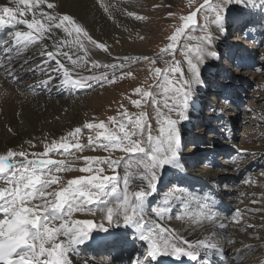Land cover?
<instances>
[{
	"label": "rangeland",
	"instance_id": "374dc122",
	"mask_svg": "<svg viewBox=\"0 0 264 264\" xmlns=\"http://www.w3.org/2000/svg\"><path fill=\"white\" fill-rule=\"evenodd\" d=\"M102 1L108 2L113 0ZM127 1H135L136 7L143 11L144 14L139 15L144 17L147 22V29L150 30L149 32H144L143 34L141 32L134 40L135 43L140 46L143 53L142 59L139 61V65L137 64L132 67L119 69L115 72L114 82L112 83H109L107 80L100 77V79L89 80L87 82V87L75 88V91H81L77 94V96L73 97L74 100L71 102V105L75 102L78 104L76 108L79 110V114L76 113L78 115H75L80 117L77 120L78 122L74 120L76 117L74 118V114L71 113V111H62L63 113L58 116L50 114L55 122L53 125H56L57 127L59 126L60 128L58 133L49 134L48 132L47 134L46 132L44 134L46 136L38 135L35 137H26L25 142L23 141L18 146H7L5 142L2 146H5L6 148L0 150V155H5L9 150L14 152L24 151L29 153L28 158L32 159L33 157L30 155L31 153L43 152L46 144L51 145L54 140L60 141L61 137L67 136L69 132L79 127L82 131L78 140L79 143L84 146L82 151L72 148L70 153H65L63 155L56 152L50 153V158L65 160L64 166L73 170L56 173L57 176L61 177L60 183L52 185L49 191H58L62 186H66L68 180L89 175L88 173L79 171V169L87 166H91L94 169H103V172L101 173L102 175L114 174L108 167V164L91 160L86 162L83 159L84 157H98L100 160H104L105 158H110V160H120V166L117 168V173L120 176L122 173L129 170L133 172H142L143 169L135 167V160L131 161L134 166L131 169L127 168L126 161L129 160L128 154L118 150L109 152L100 147L99 145L104 143L102 138L94 144L89 145V136L93 137L95 140L96 134L98 132H103L104 130L96 128L89 130L84 126L86 123L98 124L103 121L108 131L115 132L117 135H122L119 132L118 123L123 121L126 125H128V121L121 115V113L126 110L127 113L135 119L137 114L143 111L147 113V122L152 126L153 137H156L159 134L156 111L157 107L160 108L162 113H168L171 118L177 119L175 111L169 112L168 109L163 107V89L162 87H157V85H161L163 83V77L165 74L171 76V72L168 70L173 62L179 64L184 72L185 79L190 78L185 53L188 52L189 48L194 49L200 44V41L196 38L203 35V27L207 24L213 35V39L211 44L206 45V47L209 51H214L216 53L215 57L217 60L215 64L206 65L207 61L205 60L211 56L204 57L203 62L198 65L201 73V83L193 86L192 94L189 97V105H198V109L200 110L199 106L201 104V108L203 110L201 109L202 113L200 117L197 118V121L194 118L197 107H193V114L191 116L186 110L185 115L187 119L178 122L177 127L181 136V146L179 152V155L182 158L181 166L178 168V171L173 172L166 180H162V178L159 177L160 171L157 173L158 179L155 183V191H153L149 196L146 202L145 211L148 215L154 216L155 213L151 211L152 209H164V212L167 213V217L160 218V221H162L163 225L170 228V223L172 224L175 220H177V218H179L178 216L181 214L180 210L183 208L181 206L183 203L186 204L185 209L189 207L188 210L190 212H195L196 209L194 207H201V202H203L205 196L204 194H201L202 196H200L199 192L205 193V189L202 188L197 191V184H192L191 186H185V184H182L181 177L185 174L181 171L187 170V173L189 172L193 175V177L199 176L200 179H202L204 175H221L223 176L222 178H220L217 182L211 181L210 184L214 187V189L223 192L225 195L227 191L229 192V195L232 194L234 196V200H237L236 207L240 208L238 215L235 214V217L232 215L233 219L231 220L233 221L230 222L229 219L227 225L228 230L233 229L235 231L234 234L231 233L230 235H227L234 244L231 246V249H235L236 246L247 247L249 244L248 242L256 245L254 251H251L250 249L243 252L241 255L236 252L238 257L236 254L235 257L238 259H232V263L229 264H253L254 262L250 260L253 252H258L260 257H258V260L261 262L262 258H264V233L263 238L261 239H255V237L257 233H260L261 231L264 232V220L261 219L264 218V0H247V2L246 0H232L231 3H228L227 0H212L213 4H218L225 9V11L221 13L223 17L221 21L222 26H217L212 23L214 15L210 12L206 13L205 10L201 8L195 17V24L186 29L178 38V42L172 54H164L163 59L168 63L158 60L156 64H152L150 59L144 60L143 57H158L161 54V50L166 48L167 45L171 43L169 37L175 33L178 27L183 25L184 21L181 18L187 17L192 12H196V10L204 4V0H175L173 5L164 0ZM238 1L246 2V4H248L246 21V15L240 14V9L236 6L238 5ZM48 2L55 3L57 6V2ZM53 9L57 10L56 7ZM61 13L68 14L73 17L74 20L85 31H87L88 36L91 37L92 40H95L98 43H103L107 46V51H101L100 48L96 47V45L91 43L81 34V40L98 52L100 57H105L107 54L106 52L112 55L113 51L121 48L120 42L115 39L114 36H111V38L106 41L99 40L92 31V23L86 22L75 14L67 12ZM170 13L171 15H169ZM238 14H240L239 17L244 20L240 28L234 31L229 28L226 30L225 23L230 21V19L237 17ZM206 15L209 17L207 20L205 19ZM24 18L31 19V16L29 15ZM253 25L255 26L254 28L251 27ZM16 29L17 28L15 27V30ZM222 39L223 43L233 42V45L236 47V49L233 50V58H231L232 53L229 55L227 49H225V51H223V49L220 51L217 50L218 45L222 43ZM5 41L10 42L9 39H5ZM41 42L46 44L45 40H40L36 43L24 46L23 43L17 44L15 41V44L12 45V52H9L8 48H1L0 67L3 64H7V66L10 67L8 70L11 77H6L7 75L3 74V78H5V80L12 81L11 85H17V81H19L20 84L32 81V75L33 73H36L34 69L42 68V62H45V58L40 52ZM8 45L9 44L6 43L4 47H8ZM20 45L24 46V48ZM190 55L194 56V53H190ZM127 56L129 57L131 55L129 54ZM107 58L110 59V57ZM10 59H12V64L8 65V63H10ZM18 60L24 62L16 66ZM245 60L247 63L243 65L242 68L237 67L239 61L243 62ZM21 66H24V69L21 68V70L19 68ZM210 66L214 68L213 71L217 72L215 77H211V75L208 76V74L211 73L208 71ZM92 68L98 67H91V69ZM99 68L102 67L100 66ZM156 68L161 69L160 77H156L154 74ZM223 69H226L227 72H231L229 81L225 80L222 76L221 72ZM81 78L84 77L82 76ZM172 78L174 80L180 79V73H176V75ZM109 79H113L112 73H110ZM240 85L242 86V89L246 87V89H244L245 91L243 90V93L240 92ZM137 88L152 91L155 94V99L159 100L160 104L153 106L152 97H149L146 101L142 100L141 107H136L132 101L142 99L141 96L135 92V89ZM228 88L232 91V93L225 96V94H222V91L223 89L226 90ZM68 91L72 92L73 90L71 88ZM215 91H219L220 93L217 94ZM239 92L241 93V96L236 97ZM92 98L100 100L101 106H91L89 104V100ZM12 106L14 108L12 121L19 123L22 121V118L18 120V117L22 116V111L16 105ZM5 109L4 92L2 91L0 93V125L1 128L12 137L13 130L5 128V123H9V119L5 114ZM43 109L46 110L45 108ZM109 117H115L117 123H112L109 120ZM52 119H50L47 123L41 124L50 126L53 122ZM223 119H228L229 124L230 120H233L231 121V125H234L232 132L233 135L231 138L232 140H228L227 137H224L223 131H219L223 128ZM186 121L187 126L184 127ZM128 127L130 128L131 125H128ZM187 127H189V130L184 131ZM224 128H226V126H224ZM193 131H195V133H193ZM135 138L136 137H134V139ZM213 140H217L218 146H222L220 142H222L225 146H230L229 148L231 150L228 151L229 155L226 156V152H223L224 149H219L220 151L213 154V157H215L213 160L215 167L213 168L210 166L208 168L205 164L210 156V151L205 148L209 147L210 142ZM72 142L75 143L76 141ZM93 148L96 150L94 151ZM16 159L22 160L23 158L16 157ZM186 159L189 160L188 163ZM190 161H192L191 164ZM164 180L165 183H162V185L159 186L160 182ZM179 180L181 181L179 182L181 185L177 182ZM247 186L250 188L249 191H247L249 192V195L244 194ZM120 187L122 191V183ZM174 197L177 198V200ZM49 199H52V197H49ZM249 206H252L251 208H253V211L248 210ZM207 208L208 206H205L203 210H207ZM101 212L102 211H96L95 214H73V217L78 215L81 219L92 220L94 222L95 229L93 230V233L90 234V236H93V238L90 239V242L104 239V236L102 235L111 230L112 224L106 226L104 225V221L99 219L98 215ZM217 218L218 217L214 216L215 221L211 224L212 228L210 230L215 238L211 239L210 237L205 236H202V238L219 247V245H224L226 240L224 237L225 232L223 234L220 232V235H218V229L216 226ZM100 225L106 227L108 231L105 232L101 230ZM237 225L240 226L239 229L236 228ZM128 231L130 232L126 231L127 233L125 232L122 234L123 236H121V240H125L128 243L127 248L125 246L122 247V250L124 251L123 258L121 256L118 259L110 260L109 255L118 252V250L115 252V249L111 250L112 247H116L114 245L109 246L102 251H97L96 253L91 251L90 254L93 260L99 262L100 264H105V262H107V264H128V262H130V258L126 261L124 256L128 254L129 249L133 251L132 256L137 258V255L139 254L137 250L146 247L140 246V243L133 239L132 241L138 243L137 247L139 246L138 248H135L134 243H130L132 236L135 238V236L131 233L133 230L129 229ZM94 232L100 235H94ZM111 239H115V237H112ZM89 243L87 244V248L88 245H91ZM144 252L145 250L143 249L142 254ZM199 252L203 251L199 250ZM102 256L105 258V260H101L103 262L100 261ZM199 256V261L202 264H213L214 262L213 259L204 253H199ZM108 258L110 261H107ZM248 260L252 263H249Z\"/></svg>",
	"mask_w": 264,
	"mask_h": 264
},
{
	"label": "snow or ice",
	"instance_id": "6c2138e0",
	"mask_svg": "<svg viewBox=\"0 0 264 264\" xmlns=\"http://www.w3.org/2000/svg\"><path fill=\"white\" fill-rule=\"evenodd\" d=\"M227 2L231 3L232 0ZM10 3L14 7L0 8V27L24 25L27 31L14 32L17 44L23 43L26 46L40 40L51 39L54 50L45 52V55L55 61L57 67H54L52 71L63 70L65 84L84 88L88 86L89 80L99 79L96 76L77 79L71 77L70 70L59 59L60 56H64L72 60L68 52L61 51V46L66 45L67 41L56 37L53 29H61L69 37L75 33L74 42L81 47H83L80 40L81 34L104 51H107L106 45L92 40L87 31L70 15L55 14L41 7L45 5L47 9H53L56 7L55 3H50L48 0H10ZM21 5L23 7H20ZM102 7H105V11L108 10L107 6L102 5ZM201 8L206 13L210 12L214 15L212 23L222 26L221 13L225 9L218 4H213L212 0H204V4L196 12L181 18L184 21L183 25L169 37L171 43L161 50L158 57H143V59H150L152 64H156L158 60L168 63L163 59L164 54H172L178 38L195 24V17ZM29 15L31 19L24 18ZM128 15L136 20L144 19L143 16L133 12H128ZM208 18L206 15L205 19ZM203 31L205 34L196 38L200 44L194 49L189 48L185 53L190 78L185 79L179 64L173 62L168 70L171 76L165 74L163 83L157 85L163 89V107L169 112L175 111L177 119L171 118L168 113H162L157 107L159 134L156 137H153L152 126L147 122V113L143 111L137 114L135 119L126 110L121 113L127 119L128 125H131L129 128L123 121L118 123L119 132L122 135L108 131L103 121L98 124L86 123L84 126L89 130L94 128L104 130L96 134L95 140L89 136V145L102 138L104 143L100 144V147L105 151L118 150L128 154L127 168L131 169L134 166L131 161L135 160V167L143 169L142 172L125 171L121 177L117 173L120 160L84 157L86 162L91 160L108 164L114 174L102 175L103 169L87 166L79 171L89 175L70 179L66 186H62L58 191H49L52 185L60 183L61 177L56 173L73 170L64 166L65 160L50 158V153L56 152L63 155L70 153L72 148L82 151L84 146L78 140L82 131L79 127L69 132L67 136L61 137L60 141L54 140L51 145L46 144L43 152L31 153L32 159H29V153L24 151L9 150L5 155H0V264H73L71 254L90 238L95 227L92 220L72 219L76 212L95 214L96 211H102L106 213L109 224L115 223L119 227L123 223L125 227L138 232L135 238L146 244V254L149 259L145 261V264L157 261L160 256H173L176 259L186 257L196 261L200 247L205 250L216 249V245L209 242H198L193 246L190 242L184 241L187 248L182 247L180 243H173L167 237L160 235L167 229L159 228V232H156L153 228H147L145 215L148 197L155 191L157 173L166 167L176 169L181 166L179 156L181 136L177 124L187 119L185 112L189 106L193 86L201 83L198 65L203 62L205 56L216 55L214 51H209L206 47L213 39L207 24L204 25ZM190 53H194V56ZM72 63L79 66L75 60H72ZM98 66L93 63V67ZM103 67L113 70V79H109L107 72L101 74L103 79L112 83L116 70L122 68L123 64H106ZM176 73H180L178 80L172 78ZM154 74L160 77L161 69L156 68ZM135 92L142 98L132 101L138 108L141 107L142 100L146 101L149 97H152L153 106L160 104L150 90L137 88ZM109 120L117 123L115 117H109ZM93 150L96 149L93 148ZM16 157L23 159L17 160ZM136 180L141 183L135 184ZM151 211L156 216H160L164 209L158 208ZM221 227L224 226L221 225ZM100 228L105 232L108 231L103 225H100ZM136 264H140V261L137 260Z\"/></svg>",
	"mask_w": 264,
	"mask_h": 264
},
{
	"label": "bare ground",
	"instance_id": "6f19581e",
	"mask_svg": "<svg viewBox=\"0 0 264 264\" xmlns=\"http://www.w3.org/2000/svg\"><path fill=\"white\" fill-rule=\"evenodd\" d=\"M48 1L57 2L56 8L58 11L55 9H47L45 5H42L41 7H44L46 11H49L55 14H63L61 12L75 14L81 19L85 20L86 22L92 23L93 25L92 31L98 37L99 40L106 41V40H109L111 36H114L115 39H117L121 44V48H118L116 51H113L112 55L106 52L107 53L105 56L106 58L102 56L100 57L98 52H96L90 46L86 45L81 40V38L80 40H81L83 47L76 44L74 42L76 38L75 33H73V36L69 37L61 29H53V31L56 33V37L63 38L65 41H67L66 45L61 46V51L68 52L69 55L72 57V60L77 61V63L79 64V66L77 67L75 64L72 63V60H69L67 57H64V56L59 57V59L64 64V66L70 70V75L73 79L81 78L82 76L83 77L96 76L100 79V77H102L101 74L105 72H107L108 75L110 76V73H112L113 70L111 68H104L103 65H106V64H117V65L123 64V67H122L123 69L126 67H132L133 65H137V64L139 65L140 63L139 61L142 59L143 53L140 49V46L137 43H135L134 40H135V37L139 35L141 32L143 34L144 32L146 31L149 32L150 30L147 29V26H146L147 22L145 21V19L136 20L134 17H131L128 15V12H133L137 15L144 14L143 11H141L138 7H136L135 1H127V0H120V1L113 0V1H108V2L102 1V0H48ZM164 1L172 5L175 3V0H164ZM246 2L238 1L237 3L238 5L236 6H238V9H240V12H239L240 14H243V15L247 14L248 4H246ZM102 5L107 6L108 10L105 11V7H102ZM4 6L14 7V5H11L10 0H0V8ZM20 7H23V6L21 5ZM145 14H148V13H145ZM240 14H238L237 17H234L233 19H230V21L225 23L226 30L229 28L230 30L234 31L240 28L241 24L244 21L243 19L239 17ZM246 20H247V15L245 17V21ZM15 27L17 28L16 30H15ZM251 27L254 28L255 26L253 25ZM15 31H27V29L24 25L0 27V50L1 48L3 49L8 48V51L12 52V45L15 44V41H14ZM204 34L205 33H203V35ZM5 39H9L10 42H6ZM44 40L46 41V44H44L43 42L40 43L41 45L40 52L42 53V55H44L45 62L44 63L42 62V65H43L42 68L34 69L36 73H33L32 81L30 82L25 81L27 83H24V84H20V82L17 81V85H11L12 81L5 80V78H3V74H6L7 75L6 77H11V74L8 70L10 67L7 66V64H3L0 67V93L2 91L4 92V104L6 106L5 114L7 118L9 119V123H5V128L13 130L12 132L13 136L11 137L7 134V132H5L1 128V125H0V150H3L4 148H6L5 146H2L5 142L7 146H12V145L18 146L23 141L25 142L26 137H30V136L35 137L38 135L46 136L44 135L46 132L47 134L48 132L49 134L58 133L60 131V128L59 126L57 127L56 125H53L55 124V122L50 116V114L58 116L61 113H63L62 111H71V113L74 114V118L76 117L74 120L77 121L80 118L78 116H75L79 114L78 113L79 110L76 108L78 105L77 102H75L73 105H71V102L74 100L73 97L77 96V94L80 93L81 91L80 92L78 90L75 91V88H78V87L64 83L65 77L63 74V70L52 71V69L57 66L54 60H50L48 56L45 55V52L54 50L52 46L53 41L51 39H44ZM5 42L9 44L8 47H4L6 45ZM24 46H21V47L24 48ZM222 49L223 51L227 49L229 55L232 53L231 58H233L234 56L233 50L236 49V47L233 45V42L223 43V39H222V43L218 45L217 50L220 51ZM100 50L102 51V49ZM129 54L131 56L128 57L127 55ZM107 57H110V59H108ZM12 59H10L9 61L10 63H8V65L12 64L11 63ZM216 60L217 59L215 56H211L205 60L207 61L206 65L215 64ZM23 62L24 61L18 60L16 66L22 64ZM93 63L98 64L99 65L98 68L91 69V67H93ZM246 63H247L246 60L243 62L239 61L237 67L242 68L243 65H245ZM100 66L102 68H99ZM23 67L24 66H21L19 68L21 69ZM119 69L121 68H118L116 72ZM221 74L225 78V80L229 81V78L231 77V72H227L226 69H223ZM209 75H211V77H215L217 75V72L213 71L209 73L208 76ZM71 88L73 91L69 92L68 90ZM240 89H239L240 92L243 93L246 87L242 89V86H241ZM240 92L237 93L236 97L241 96ZM215 93L219 94L220 92L215 91ZM231 93L232 91L229 88L226 90L223 89L222 91V94H225V96L226 95L228 96ZM89 104L91 106L100 107L101 101L96 98H92L89 100ZM12 105H16L22 111V116L18 117V120L22 118V121L19 123L16 121H12L13 120V109H14ZM189 106H188L187 112L190 116L193 114V107H197L195 110V117H194L195 120L197 121V118L200 117L202 113L201 111L202 105L200 104L199 106L200 110L198 109V105L196 106L191 105L190 107ZM43 108H45L46 110H44ZM50 119H52L53 121L50 126H45L41 124V123L49 122ZM223 120H224L223 121L224 124L222 123L223 128H221L219 131H223L224 137H227V139L230 140L232 138V135H233L232 132L234 129L233 128L234 125L233 124L231 125V121L233 120L232 119L230 120V124H229L228 119H223ZM186 126H187V121L184 127ZM224 126H226V128H224ZM188 130H189V127L184 129V131H188ZM193 133H195V131H193ZM208 137H211V136H208ZM220 143L222 146H218L217 140H213L212 142H210L209 147L205 148L206 150L210 151V154H209L210 156L217 153V151H220L219 149H224L225 151L223 150V152H226V154L225 153L224 154L226 156L229 155L228 151L231 150L229 148L230 146H225L222 142ZM180 159L182 158L180 157ZM188 162L189 160H187V163ZM191 163L192 161H190V164ZM175 171H178V168L174 169L172 167H166V169L159 172V177L162 178V180L163 179L166 180L168 176L171 175ZM129 172L135 173L130 170ZM181 172L185 174L184 176L181 177L182 184H185V186L186 185L191 186L192 184H197L199 189H202V188L205 189V193L206 191L214 192L213 197L215 201H218V204L220 205L219 209H221L220 208L221 206H226L230 208V210H233L234 215L239 212L240 208L236 207L237 200L236 201L234 200L233 198L234 196L232 194L229 195V192L227 191L225 195L223 192L217 189H214V187L210 184L211 181L217 182L223 176L218 175V174L204 175L203 178L200 179L199 176L193 177L192 174H190L189 172L187 173V170H183ZM124 173H122L121 177L124 175ZM165 180L161 181L159 186H161L162 183H165ZM134 183L140 184L141 181L136 180ZM249 189L250 188L247 186L244 191V194L249 195V192H247L249 191ZM205 193H202V194L205 195ZM175 199L177 200V198ZM205 200H206V196H204L203 202H201V207H198V206L194 207L196 209L195 212H190L188 210L189 207L185 209L186 204L183 203L181 205L183 208L180 210L181 214L178 216L179 218H177V220H175V222H173L172 224L170 223V226H171L170 228L163 225L162 221H160V218L167 217L166 212L162 213V215L160 216H156V215L150 216L145 211V215L147 219L146 225L148 226V228L155 229L156 232H159V228L167 229L166 232L160 234L161 237H167L173 243H180V245L185 248H187V244H185L184 241L190 242L193 246L197 245L198 242H208L204 240L202 236L210 237L211 239L215 238L210 230L212 228L211 224L214 223L215 221L212 213L216 212L217 206L215 204L214 207L210 206L209 209L207 208V210L206 209L203 210L205 206H208V204L205 203ZM251 207L252 206H249L248 210L253 211V208ZM78 213L80 212H76L75 214H78ZM98 217L99 219L104 221V225L106 226L109 225L106 219L105 212L99 213ZM72 219L79 220L81 219V217L76 215V217H73ZM261 219L264 220V218H261ZM228 222H229L228 218L224 219L218 216L217 223H216V226L218 229V235H220L219 234L220 232L222 234L225 232L224 233V237L226 240L225 244L219 245V247L216 246V249L209 248L205 250L203 247H200L199 250H202L203 252H198V259L196 261H192L190 264H202L199 261V258H200L199 253H204L205 255L213 259L214 260L213 264L214 263L229 264V263H232V259L238 257V254L241 255L243 252H246L247 250H250V249L251 251H254V249L256 248L255 247L256 245L251 242H248L249 244L247 245V247L236 246L235 249H231V246H233L234 244H233V241L230 240L227 235H230L231 233L234 234L235 231L233 229L231 230L227 229ZM221 225H223L224 227H221ZM236 228L239 229L240 226L237 225ZM129 229L133 230L130 227H125L123 223H121L119 227H117L115 223H113L111 230L108 233L102 235L104 236V239H100V242L99 240L93 241V242H96L95 244L97 245L98 243L101 244L102 241H104V244L106 245V247H108V246H111L110 244H113V241L110 243V240H115V242L118 243V247H117L118 249L116 250H118L119 253L118 252L112 253L110 255V260L118 259L121 256L123 258L124 251L122 250V247L125 246L127 248L128 243L126 241L123 242L121 239H119V236L125 233L126 231H128ZM133 233L135 237L136 235H138V232H135L134 230H133ZM263 233H264L263 231H261L260 233H257L256 237L254 235L255 239L263 238ZM112 237H115V239H111ZM92 238L93 236L91 235L88 240H86L84 243L79 245L76 248L75 252L71 254V260L73 264H100L99 262L93 260L90 254L92 250L87 248V244L90 242V239ZM134 239L139 243L141 242L139 239H136V238ZM139 245L146 247V244H143V245L139 244ZM96 247L94 250H98L100 248V247L99 248H96ZM113 248L114 247H112V250ZM235 254L237 255V257H235ZM132 255H133V251L129 249L128 254L124 256V259L126 261H128V259L130 258V262H128V264H132V261L134 258ZM258 257H259L258 252L257 253L253 252L250 257V260L254 262L253 264H264V258H262V261L260 262V260H258ZM183 258H186V257H182V259ZM102 259L105 260L103 256L100 258V261ZM148 259L149 258L147 257V260ZM110 260L108 258L107 261H110ZM250 260H248L249 263H252ZM178 261L179 259H176L173 256H160L155 262L159 264H170V263H177ZM105 264H107V262H105Z\"/></svg>",
	"mask_w": 264,
	"mask_h": 264
}]
</instances>
